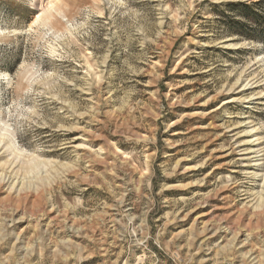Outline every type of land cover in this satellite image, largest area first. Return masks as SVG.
Returning <instances> with one entry per match:
<instances>
[{"label": "rangeland", "instance_id": "374dc122", "mask_svg": "<svg viewBox=\"0 0 264 264\" xmlns=\"http://www.w3.org/2000/svg\"><path fill=\"white\" fill-rule=\"evenodd\" d=\"M254 1L0 0V264H264Z\"/></svg>", "mask_w": 264, "mask_h": 264}, {"label": "trees", "instance_id": "16d2710c", "mask_svg": "<svg viewBox=\"0 0 264 264\" xmlns=\"http://www.w3.org/2000/svg\"><path fill=\"white\" fill-rule=\"evenodd\" d=\"M264 1L263 0H255L254 2H250V3H241V2H237V3H226L227 7H234L236 5H238V7L240 6V14L243 15L244 18L248 19L250 22H252L254 24V28H262V30L264 29ZM234 9V8H231ZM237 9V8H235ZM232 25H237L238 23L236 21L231 23ZM250 28L253 27V25L248 26ZM261 30V31H262ZM231 31V33H238L243 35L244 37L247 38H252L251 35L247 34V33H243L242 31L238 32L237 30Z\"/></svg>", "mask_w": 264, "mask_h": 264}, {"label": "snow or ice", "instance_id": "6c2138e0", "mask_svg": "<svg viewBox=\"0 0 264 264\" xmlns=\"http://www.w3.org/2000/svg\"><path fill=\"white\" fill-rule=\"evenodd\" d=\"M39 2V0H37V3ZM58 2V0H47V5H46V10H45V12H40V10H39V7H37V8H35V12L36 13H39L38 15H36V20L37 21H39L40 20V18H41V16H44V15H46L47 14V12L48 11H51L52 9H54L55 8V6H56V3ZM97 16L98 17H103L104 16V13H97ZM52 55H55V53H52ZM89 55H91V53H89ZM10 79V77L9 76H6V75H4L3 73H0V81H7V80H9ZM3 87V85L2 84H0V88H2ZM8 104H9V97L7 96V94L5 95V98H4V100H3V102H0V120H2V119H4V117L6 116V115H8V111H7V106H8ZM17 130L18 131H22L21 129H20V125L19 124H17ZM5 132H7V133H9V134H11V132H12V130L10 129V128H8V126L7 125H5ZM81 147H83V146H81ZM7 239V237H4V238H0V244H2V243H4V240H6ZM13 239H14V237H13ZM8 243L10 244L11 243V241L9 240L8 241Z\"/></svg>", "mask_w": 264, "mask_h": 264}, {"label": "bare ground", "instance_id": "6f19581e", "mask_svg": "<svg viewBox=\"0 0 264 264\" xmlns=\"http://www.w3.org/2000/svg\"><path fill=\"white\" fill-rule=\"evenodd\" d=\"M52 10H56L55 8L54 9H52ZM52 10L51 11H48L47 12V14L46 15H44V16H41V18H40V20L39 21H37V22H42V21H45V19H48L49 18V16H48V14H49V12H52ZM57 12V11H56ZM233 186V185H232ZM47 223V222H46ZM203 224V223H202ZM227 233V232H226Z\"/></svg>", "mask_w": 264, "mask_h": 264}]
</instances>
